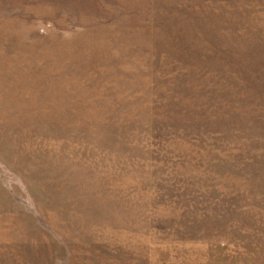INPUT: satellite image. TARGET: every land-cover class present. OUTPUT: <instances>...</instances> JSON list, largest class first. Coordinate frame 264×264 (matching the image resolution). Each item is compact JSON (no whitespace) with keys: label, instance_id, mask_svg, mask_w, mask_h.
<instances>
[{"label":"rangeland","instance_id":"374dc122","mask_svg":"<svg viewBox=\"0 0 264 264\" xmlns=\"http://www.w3.org/2000/svg\"><path fill=\"white\" fill-rule=\"evenodd\" d=\"M0 264H264V0H0Z\"/></svg>","mask_w":264,"mask_h":264}]
</instances>
